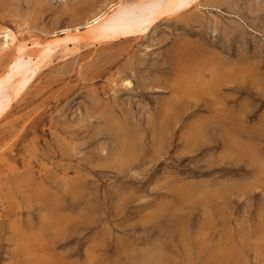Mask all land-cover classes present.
<instances>
[{"label": "rangeland", "instance_id": "obj_1", "mask_svg": "<svg viewBox=\"0 0 264 264\" xmlns=\"http://www.w3.org/2000/svg\"><path fill=\"white\" fill-rule=\"evenodd\" d=\"M115 1L0 0V77ZM80 41L0 120V264H264V0Z\"/></svg>", "mask_w": 264, "mask_h": 264}, {"label": "bare ground", "instance_id": "obj_2", "mask_svg": "<svg viewBox=\"0 0 264 264\" xmlns=\"http://www.w3.org/2000/svg\"><path fill=\"white\" fill-rule=\"evenodd\" d=\"M197 2L199 0H119L85 22L83 41L75 38L74 31L81 33L80 29H70L43 42L35 55L27 51L26 45H19L13 62L0 77V120L8 115L17 96L27 89L57 51L70 50L69 46L79 41L90 45L111 44L144 36L156 22L177 17Z\"/></svg>", "mask_w": 264, "mask_h": 264}]
</instances>
